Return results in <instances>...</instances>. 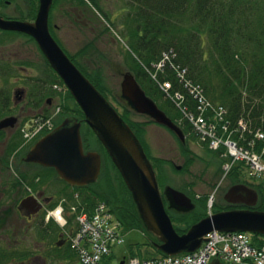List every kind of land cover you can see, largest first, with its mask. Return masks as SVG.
<instances>
[{
	"label": "rangeland",
	"instance_id": "1",
	"mask_svg": "<svg viewBox=\"0 0 264 264\" xmlns=\"http://www.w3.org/2000/svg\"><path fill=\"white\" fill-rule=\"evenodd\" d=\"M29 3H24L23 8L26 11H29V6H31ZM52 5L54 24L58 25L56 36L63 45L62 47L83 72L92 77L95 75L100 76L103 79L104 87L107 89V99L121 115H125L128 110V118L132 122L141 125L139 131H141L142 145L145 147V152L151 157L152 165L156 166L161 191L164 193L168 187L174 188L183 192L197 204L195 216L185 223L180 222L178 224L172 221L174 227L176 226L178 230H189L192 225L202 218L216 213L213 209L214 205L226 207L227 203L224 200V195L234 185V180H239L238 183L256 189L260 194V200L261 198L264 199V174L258 176V172L245 164L238 169L239 176L230 177V174L226 176L225 164L231 162L230 157H217V153L207 147L208 144L202 142L193 131H186L187 143L185 147L187 148L183 147V144L173 132L159 124L149 123L150 118L137 114L128 102L122 98L121 84L124 75L130 73L135 76V68H138L127 39L129 27L131 26L128 17L133 9L129 0H80L78 3L74 0H52ZM6 39L10 40L4 42L2 41V35H0V67H7V58L21 61V67H24V63L30 64L31 67L24 69L23 74L26 76L23 78L31 76L33 81L23 79V83L26 84L29 89L28 93L31 95L38 92L40 86L45 89L44 94L46 93V96L48 94L53 96V103L47 105L48 107L44 109L46 117L53 118V125L60 124L63 119L68 117L77 116L75 112L79 110L78 106L75 101L68 97L63 85L53 81L55 76L50 70L52 66L46 61L39 47L23 35L17 34L16 36L6 37ZM208 41L206 40V47L207 45L209 47ZM167 61L168 59L163 56L158 62L154 63L153 68H164V63L166 66ZM8 66V68H20V66L11 63H8ZM34 68H38V70H34ZM0 80H2L1 76ZM163 82L165 81L161 83ZM56 84H59L61 89L55 90ZM148 94L170 118L177 120L176 123L180 126L184 124L185 121L181 118L177 119V111L169 106L166 98L154 95L151 91ZM47 99L44 98L43 106L46 105L45 100ZM40 109H42L41 106ZM37 111L39 110L33 109L31 113L24 115L26 117L21 119L22 122L17 134L27 121L38 118ZM191 129H193L192 126ZM90 133L88 131L90 138L92 137V150L103 156L102 177L100 179L103 182L99 180V184H102L101 188L109 191V186H111L112 193H114V190L122 194L123 187H120L121 183H119L117 170L112 162L104 158V152L97 143L96 136ZM23 141V138L20 137L22 145ZM4 142L5 140L0 138V157L3 156ZM255 152L261 157V163H264V146L261 150L257 149ZM21 156L11 155L8 170L2 169L0 165V245L8 247V245L16 242L23 244L24 242L38 243L41 249L48 250L46 253H52L50 255H53L54 259L51 256L50 258L53 262L59 260L60 257L68 264H74L78 261L77 254L75 250L70 249L68 244L60 250L52 248L57 240L54 231H61V227L55 221H52L47 225V228L49 227L52 232L45 234L42 232L44 229L38 228L36 223L27 224L25 214L18 212L14 204L23 198L21 196L25 197L27 195V185L32 181L36 184V187H32V190L39 192L43 197L55 198L52 199L50 206H53L59 199L67 197L64 192H68L70 196L76 193L72 191L73 189L70 186L68 187L50 172L41 171L27 165L26 162L20 159ZM104 163L106 164L105 169ZM35 175L38 182L34 178ZM42 176L46 177L43 178ZM23 178H26V180ZM9 183H16V191L9 192L6 187ZM3 192L4 195H1ZM67 198L69 199V197ZM2 205L7 207H2ZM11 206L13 207L11 208ZM106 206L110 209L107 204ZM166 209L168 210L167 207ZM181 212L184 211L170 210V214L173 216H179L178 214ZM114 217L116 218L115 215ZM67 221L69 224L65 227V230L77 232L78 225L75 216L73 215ZM187 223L193 224L189 227ZM123 232L124 243L115 248V252L119 257H130L132 250H136V252L140 250V254L143 253V255L154 259L152 257L156 256L157 253L149 244V234L141 230L126 232L124 229ZM251 237L253 238L252 234ZM255 240L257 243H261L264 242V237L261 238L262 241L259 238ZM64 255L70 259V263L64 258Z\"/></svg>",
	"mask_w": 264,
	"mask_h": 264
},
{
	"label": "trees",
	"instance_id": "2",
	"mask_svg": "<svg viewBox=\"0 0 264 264\" xmlns=\"http://www.w3.org/2000/svg\"><path fill=\"white\" fill-rule=\"evenodd\" d=\"M129 1L133 9L128 17L131 26L127 39L129 48L134 54V60L138 65L134 71L136 79L148 96H150L148 92L151 91L154 95L165 97L148 70L155 71V68L153 69L154 63L158 62L164 54H169L172 63L168 64L163 71L158 72V79L171 82L173 93L181 91L188 97L187 91L179 82L177 71L174 68L185 70L186 79L202 86L206 97L211 102L227 108V117L233 126H236L240 120H245L254 134L257 130L264 132V0ZM134 5L137 6L134 7ZM206 40H209V47L208 45L206 47ZM83 74L107 98V89L104 87L103 79L97 75L92 77L85 72ZM54 76V82L64 86L60 77L57 74ZM67 95L74 101L69 91H67ZM168 99L169 106L177 111V119H180L182 117L181 112L175 107L172 100ZM78 108L79 110L75 112L77 116L72 117L84 121V114L79 106ZM68 110L70 109L68 108ZM125 113V115H121L122 118L142 142L141 131H139L141 125L128 118V110ZM172 120L177 122L175 119ZM149 123L155 122L150 119ZM181 126L185 133L186 131H193L186 122ZM88 131L91 132L90 134H94L91 128L84 123L82 138L86 151L92 150L91 147H93L92 137L90 138ZM18 134L22 137L20 132ZM247 137L250 139L253 135L247 133ZM95 139L104 152V158L112 162L101 142L96 137ZM236 139H239L238 136ZM242 143L247 146V142L243 141ZM182 146L185 147L186 144ZM263 146V142H258L255 149L261 150ZM216 153L217 157L221 156V152ZM146 154L151 160L147 152ZM243 165V162H238L230 172V177L237 176L239 174L238 169ZM113 166L117 170L114 164ZM105 167L106 164L104 169ZM154 168H156L155 165ZM43 170L52 175L56 174L53 169L43 168ZM117 172L120 179L119 183H121L120 187H123L122 194L114 190L112 193L111 186H109V191L103 190L102 184H99L101 180L87 187H73L72 191L80 193L83 204L90 210L94 208L96 203L106 202L126 232L141 230L149 234L139 215L131 192L118 170ZM42 177L45 178L46 176ZM23 179L26 180V178ZM238 182L239 180H234V184ZM29 185L36 187L33 181ZM64 195L72 200L73 196L68 195V192H64ZM164 200L170 214V210L173 211V208L168 204L165 197ZM56 205L57 203L53 204L51 208ZM229 208L231 207L228 205L226 207L213 206L215 212ZM257 210L264 211V199L261 198L259 201ZM195 211L194 209L191 212H181L178 214L179 216L172 214L170 216L174 223H185L195 216ZM192 224H189V227ZM176 230L182 234L188 229L178 230L176 228ZM149 236L154 241L159 242L152 235L149 234ZM253 237L258 239L259 235L255 234ZM260 244L262 245L264 242ZM157 251L161 253L159 250ZM131 255L141 258L147 257L143 253L140 254V250L138 252L132 250Z\"/></svg>",
	"mask_w": 264,
	"mask_h": 264
},
{
	"label": "water",
	"instance_id": "3",
	"mask_svg": "<svg viewBox=\"0 0 264 264\" xmlns=\"http://www.w3.org/2000/svg\"><path fill=\"white\" fill-rule=\"evenodd\" d=\"M35 24L5 21L0 17V29L32 36L62 79L84 113V121L68 117L51 133L38 140L29 150L25 162L54 169L58 179L71 187H87L99 182L103 156L86 151L82 128L87 124L101 142L131 192L147 232L159 242L152 243L166 256L193 254L212 232H244L264 236V211L257 210L260 196L256 189L244 184L232 186L225 201L245 209L217 212L195 223L183 235L179 234L167 212L157 174L141 141L118 111L71 62L48 29V13L52 0H40ZM122 98L133 110L174 132L182 143L186 136L158 105L147 96L134 75L127 73L121 84ZM13 119L0 122V130L14 124ZM164 196L171 208L191 212L195 205L183 192L168 187ZM29 198L23 201L28 202ZM210 264H223L214 260Z\"/></svg>",
	"mask_w": 264,
	"mask_h": 264
},
{
	"label": "built area",
	"instance_id": "4",
	"mask_svg": "<svg viewBox=\"0 0 264 264\" xmlns=\"http://www.w3.org/2000/svg\"><path fill=\"white\" fill-rule=\"evenodd\" d=\"M164 56L168 59L167 64H171L170 55L164 54ZM164 67H166L165 63ZM164 69L159 67L155 68V71L147 70L157 82L161 92L172 100L201 141L214 151L223 149V157L231 158V162L225 164L226 174L238 162H243L258 172V176H262L264 163H261V157L256 154L255 148L258 142L264 143V132L257 130L254 134L245 120H240L236 126H233L227 117V108L211 102L200 85L186 79L185 70L174 68L188 97L181 91L173 93L170 82L161 83L162 81L158 79V72ZM52 128V119L36 120L24 128L23 133L25 139L30 141L41 132ZM247 133L253 137L248 139ZM237 136L239 139H236ZM243 141L247 142V146L242 143ZM65 201L62 200L56 210L48 215V219L53 217L62 226L67 224L64 219L67 212ZM69 214L75 216L78 231L67 235L72 249L79 257L80 264H209L215 259L225 264H264V244L257 243L254 237L243 232L214 231L207 236V240L196 252L189 255L157 256L154 259L119 257L115 248L124 243L123 227L105 203L98 204L92 211H88L84 206H71Z\"/></svg>",
	"mask_w": 264,
	"mask_h": 264
},
{
	"label": "flooded vegetation",
	"instance_id": "5",
	"mask_svg": "<svg viewBox=\"0 0 264 264\" xmlns=\"http://www.w3.org/2000/svg\"><path fill=\"white\" fill-rule=\"evenodd\" d=\"M74 1H77L78 3L80 0H74ZM25 2L26 3L30 2L29 4L31 6H29V11H26L23 8V6H25L24 4ZM40 3H41L40 0H0V17L8 22L35 24L38 19V15L40 11ZM8 12H10L11 14ZM55 24H54V11H53V5H52L48 13V29H49L50 34L59 43L61 48L65 51L66 54H68V52L62 47L63 45L61 44V42L58 40L56 36L58 25H55ZM17 34L27 37L30 41L32 40V42L35 43L36 46H38L35 39L26 33L13 31V30L0 29V35H2L3 37L2 41L4 42L10 40V39H6V37L16 36ZM44 58L48 62L45 56ZM71 60L75 64V61L73 59ZM6 62H8L9 64L11 63L14 65L20 66V68H8L9 66L7 63L6 65L7 67H4V68L0 67V76L2 78V80H0V119L3 118L0 120V122L3 120H7V119H13L12 121H14V124L12 126L10 125L8 128L0 130V138L5 140L3 156L0 157V165L2 169L8 170L10 168L9 161H10L11 155H14V156L22 155L20 159L25 162L26 156L29 150L31 149V147L33 146L30 144L25 145L24 143L22 145L20 142V136L19 134H17V130L22 122L21 119L23 117H26L24 116L25 114L31 113L33 109L39 110L36 112L37 117L46 116L44 109L45 107H48L47 105H51L53 103V99H52L53 96L50 95L47 97L45 96V94L43 95L44 89H42L40 86H39L38 92H35V94L33 95L29 94L28 93L29 89L26 86V84L23 83V79L24 80L29 79L33 81V77L27 76L28 78H23L24 76H26L23 74V72L25 68L31 67L30 64L24 63L25 64L24 67H21L22 62L16 59L14 60L12 58L11 59L7 58ZM35 69L38 70V68H34V70ZM78 69L81 70V68H78ZM50 70L52 71L53 75L56 74L53 68H50ZM44 98L45 99L48 98L47 100H45L46 101L45 106H43ZM40 106L42 107V109H40ZM64 120L65 119H63V121ZM63 121L60 124H57L54 128L56 129L57 127H59L63 123ZM153 124H156V123H153ZM30 166L34 167L35 169L41 170V171H43V168H44V167H41L35 164H30ZM34 178L37 181L36 175ZM239 184H243V183H238L234 185H239ZM6 187L9 189L10 193H12L13 191H16L17 189L16 183H13V184L9 183L8 186ZM226 194L224 195V200H225ZM1 195H4V192L1 193ZM162 195L164 198L165 196L163 192H162ZM21 197L23 198L19 199V201L16 202L14 205L17 208L18 212L25 214V222L30 225L36 223L38 228L44 229L42 230L43 233L45 234L48 232L51 233L52 230L47 229L48 224L46 223L44 219L45 218L44 215H45V211L50 208V205L53 201L52 199H55V198L50 197V196L43 197L37 191H34L33 194H27L25 197L24 196H21ZM26 198L27 199L29 198V201L25 202V204L23 205L22 203L23 201L26 200ZM192 202L194 203L195 209H196L197 204H195V201L193 200ZM168 204L170 205V203ZM227 205L231 207L227 210L246 208L244 206L242 207L233 206L228 203ZM4 206L6 205H2V207ZM165 206L168 208L166 202H165ZM12 207L13 206H11V208ZM227 210H224V211H227ZM54 233L57 235V240L55 241V246H52V248L60 250L63 247H66L68 244V240H67L64 230H61V231L55 230ZM5 235L7 234L5 233ZM150 242L155 243L153 239H150ZM4 246L0 245V250L2 251L0 253V264H68L64 259L62 258L60 259V257H59V260L55 259L57 261L53 262L52 260L54 259L53 255L52 256L50 255L52 253L50 252L46 253L48 252V250L41 249L38 243L24 242L23 244V243L16 242L14 244L8 245V247L7 246L4 247ZM50 256L52 259L50 258ZM64 258H66L68 262L70 263V259H68L67 256L64 255ZM74 264H80V263L79 261H77Z\"/></svg>",
	"mask_w": 264,
	"mask_h": 264
},
{
	"label": "bare ground",
	"instance_id": "6",
	"mask_svg": "<svg viewBox=\"0 0 264 264\" xmlns=\"http://www.w3.org/2000/svg\"><path fill=\"white\" fill-rule=\"evenodd\" d=\"M226 174V173H225Z\"/></svg>",
	"mask_w": 264,
	"mask_h": 264
}]
</instances>
